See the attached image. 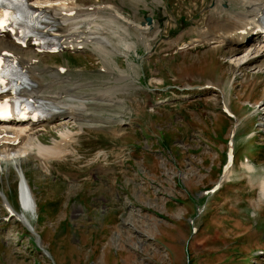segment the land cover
<instances>
[{"label":"rangeland","instance_id":"1","mask_svg":"<svg viewBox=\"0 0 264 264\" xmlns=\"http://www.w3.org/2000/svg\"><path fill=\"white\" fill-rule=\"evenodd\" d=\"M219 1L108 0L124 26L146 16L151 25L119 30L123 41L107 27L118 49L109 57L90 41L38 55L45 75L66 68L59 96L85 98L91 123L49 171L24 158L29 209L19 206L20 172L1 166L0 264H264V54L235 64L243 48L213 38L222 27L205 31L211 16L254 0ZM39 129L44 144L63 131ZM5 202L41 249L16 216L4 220Z\"/></svg>","mask_w":264,"mask_h":264},{"label":"bare ground","instance_id":"2","mask_svg":"<svg viewBox=\"0 0 264 264\" xmlns=\"http://www.w3.org/2000/svg\"><path fill=\"white\" fill-rule=\"evenodd\" d=\"M38 1L39 3H43L41 9L46 14L48 20L47 25L53 27L52 33L54 36L62 40L61 43L71 47L79 44L83 45L84 43H67L69 36L72 34H75L72 35L75 38L83 36V42L90 41L99 53L105 56L108 55V57L111 55V49H118L112 44V41L109 38V35L111 34H108L109 31L107 32V27L108 29H116L114 34H116L121 41H123V36L119 33V30L127 32L128 26L136 27V29L148 28L147 24L144 23L142 24L143 27L139 23L133 25L131 22H134V20L128 22V26H124L123 20L120 19V17H122V19H124V17L117 12L119 7L114 3L108 6V0H96L94 4H84L82 3L83 0ZM254 1L253 3L250 2L248 10L242 11L243 8L236 13H218L217 16H211L212 24H208L205 29V31H209L208 29L211 27L213 30H215V28L220 30L222 27V32L220 33L218 31L220 34L216 35L211 34L212 37L223 43H228V45H233L238 49L243 48L244 54L232 60L235 64L245 63L251 58L252 54H264L262 53L264 51V33L257 31V16L261 13H259L260 9L264 7V0ZM218 2L220 1L218 0ZM70 11L73 13H68ZM78 16L83 17L77 18ZM248 16L250 17L248 18ZM246 19H248V21ZM111 33L113 32L111 31ZM250 40H252V43H250ZM194 41H196L195 38ZM0 49H7L12 54L16 55L19 64L26 70L30 83L25 90V94L41 100L43 104L49 107L50 115L44 123L40 124V126H50L57 122V125L63 127V131L60 132L58 140L53 139L52 143L44 144L42 139L37 135V130L39 129L37 125L32 124L15 129L3 128L0 126V133L5 132V134L0 137V168L1 166L6 165L8 168L15 167L20 172L19 174L21 177H19L17 187L20 210L22 205L26 209H29L34 203V196L22 168L23 161L26 160L24 158L32 155L33 158H36L41 162L42 167L48 170L47 164L51 159L57 160L66 154L71 153L70 146L75 140L74 133L78 134L82 132V127L91 122H89L90 120H85L83 118L84 114H81L87 110L85 98L78 97L74 100L71 97L72 95H68L66 100L60 98L58 92L59 87H56L60 83V76L59 73H57V70H51L45 75V70L38 68L37 63L31 62V58H37V56H33L34 53L30 49L17 47L5 38L0 37ZM44 77H47L49 80L44 79ZM46 88H50V91H46ZM79 119L82 123L78 124V131L74 132L68 127V124H75ZM14 140L16 141L15 144H13ZM246 163L247 165L242 166L246 171H252L253 166L248 162ZM260 193L261 196L264 197V178L260 182ZM14 216H16L17 220L25 226L28 231L29 229L27 227L32 229V233L36 236L38 246H40L38 236L33 232L34 229L32 228L30 221L21 217L19 213L15 214L14 212Z\"/></svg>","mask_w":264,"mask_h":264},{"label":"snow or ice","instance_id":"3","mask_svg":"<svg viewBox=\"0 0 264 264\" xmlns=\"http://www.w3.org/2000/svg\"><path fill=\"white\" fill-rule=\"evenodd\" d=\"M9 0H0V4L2 3H8ZM12 3L14 4H22L23 3V0H11ZM9 18V13L7 11H5L3 13V16L0 17V29L4 28L5 27V24H6V21L8 20ZM14 19L15 18H18V17H13ZM7 102H4V105H6ZM4 105H0V111L3 110L4 108Z\"/></svg>","mask_w":264,"mask_h":264},{"label":"water","instance_id":"4","mask_svg":"<svg viewBox=\"0 0 264 264\" xmlns=\"http://www.w3.org/2000/svg\"><path fill=\"white\" fill-rule=\"evenodd\" d=\"M147 21H149V18L148 17H146L145 18ZM28 229H29V231L32 233V229L31 228H29V227H27ZM37 242V241H36ZM37 246H38V243H37ZM39 248H40V246H38ZM41 249V248H40ZM42 250H43V253H47L43 248H42Z\"/></svg>","mask_w":264,"mask_h":264}]
</instances>
